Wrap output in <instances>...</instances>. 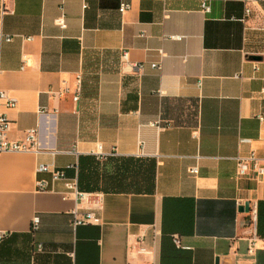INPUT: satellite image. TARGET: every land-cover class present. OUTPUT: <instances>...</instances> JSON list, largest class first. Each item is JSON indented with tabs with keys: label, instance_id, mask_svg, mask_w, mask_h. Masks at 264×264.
I'll list each match as a JSON object with an SVG mask.
<instances>
[{
	"label": "crops",
	"instance_id": "crops-1",
	"mask_svg": "<svg viewBox=\"0 0 264 264\" xmlns=\"http://www.w3.org/2000/svg\"><path fill=\"white\" fill-rule=\"evenodd\" d=\"M120 1L0 0L7 137L35 129L38 146L0 152V264H264V237L247 252L264 171L236 165L253 151L264 166V0ZM38 163L87 198L37 191ZM75 206L100 222L73 229Z\"/></svg>",
	"mask_w": 264,
	"mask_h": 264
},
{
	"label": "built area",
	"instance_id": "built-area-1",
	"mask_svg": "<svg viewBox=\"0 0 264 264\" xmlns=\"http://www.w3.org/2000/svg\"><path fill=\"white\" fill-rule=\"evenodd\" d=\"M209 2L210 0H199L200 9L203 12H207L209 10ZM129 4L121 0L118 5L119 12H124L127 10ZM84 7V5H83ZM251 12V8L248 5H245L244 8V14H243V20L249 15ZM55 22L60 27L65 26L64 17L62 14H60L58 17H56ZM170 39H180L181 37L178 35H168L167 36ZM6 39H9V37H6ZM122 57L124 60H126V52H123ZM134 67H138L137 64L133 65ZM150 66L152 68H156L158 70L161 69V59L158 61H153L150 63ZM79 77L77 76V87H76V93L72 96V100H77V91L79 89ZM66 89L64 87H61L59 89V92H64ZM259 95L262 99H264V84L259 89ZM15 98L10 95L7 91L0 89V152L4 151H37L38 146L36 142V134L35 129H27L24 133V137L21 141L16 140H10L7 137V131L10 126V119L6 116L4 109L5 108H12L15 105ZM44 110H38V113H43ZM259 119L262 120V117L259 116ZM153 125L154 123H150ZM99 148V145H98ZM115 151H111L108 153H105L101 150H97L95 153L97 157H103L105 158L107 155H113ZM236 165H237V175H241L245 173L248 170L252 171H264V166L261 165V159L253 152L251 151L249 154L244 156H238L236 158ZM36 171H45L50 173V181L46 179H37L35 181V188L37 191L45 192L51 190L50 183H53L54 181L61 180L64 184V186L74 194V197L78 199L79 201L85 200L87 198V193L84 191H79L76 186V179L75 178H68L63 169H56L51 168L48 165L44 163H38L36 166ZM190 173H197L198 169L196 166L190 167L188 169ZM84 211H80L78 206H75L71 213L72 216L70 218L69 224L74 229L77 225L81 224H98L100 222V218L95 215L92 208L84 207ZM250 222L253 224V231L251 236L248 239L247 244V252L249 254H252L255 249V242L257 239L256 234V208L253 207L250 209ZM38 216L34 215L31 219V228L32 230L37 228L38 223ZM6 236L5 231H0V240H2ZM172 242L176 247L181 248H188L187 246H184L180 243V240L177 235L172 236ZM137 244V252L142 254H152L153 250L151 248H147L145 245H143V238L139 237L136 240ZM39 248V245H38Z\"/></svg>",
	"mask_w": 264,
	"mask_h": 264
},
{
	"label": "trees",
	"instance_id": "trees-1",
	"mask_svg": "<svg viewBox=\"0 0 264 264\" xmlns=\"http://www.w3.org/2000/svg\"><path fill=\"white\" fill-rule=\"evenodd\" d=\"M262 206L264 207V202H259L256 206V234L259 237H264V219H261L260 214V209Z\"/></svg>",
	"mask_w": 264,
	"mask_h": 264
},
{
	"label": "water",
	"instance_id": "water-1",
	"mask_svg": "<svg viewBox=\"0 0 264 264\" xmlns=\"http://www.w3.org/2000/svg\"><path fill=\"white\" fill-rule=\"evenodd\" d=\"M246 209H247V207H246Z\"/></svg>",
	"mask_w": 264,
	"mask_h": 264
}]
</instances>
